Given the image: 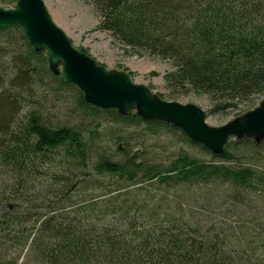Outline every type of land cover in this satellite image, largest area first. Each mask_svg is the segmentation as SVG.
Returning <instances> with one entry per match:
<instances>
[{
	"label": "trees",
	"instance_id": "1",
	"mask_svg": "<svg viewBox=\"0 0 264 264\" xmlns=\"http://www.w3.org/2000/svg\"><path fill=\"white\" fill-rule=\"evenodd\" d=\"M87 1L99 30L172 62L165 82L173 96L205 95L227 112L264 95V0ZM50 83L76 91L91 118L169 129L211 160L181 153L167 165L152 163L140 150L131 155L133 137L120 132L117 151L104 153L95 133L86 139L74 127L52 128L30 106ZM249 146L264 142L230 139L224 154L214 155L180 129L87 105L20 27L0 30V242L30 243L39 264H252L229 229L202 225L177 197L196 191L225 202L264 199V171L227 165L236 160L233 150ZM37 201L46 203L39 209ZM257 261L264 264V254Z\"/></svg>",
	"mask_w": 264,
	"mask_h": 264
},
{
	"label": "rangeland",
	"instance_id": "2",
	"mask_svg": "<svg viewBox=\"0 0 264 264\" xmlns=\"http://www.w3.org/2000/svg\"><path fill=\"white\" fill-rule=\"evenodd\" d=\"M43 1L54 23L66 33L76 49L85 52L107 70L129 74L136 84L149 87L155 95L167 102L199 106L207 114V123L211 127L219 128L226 125L242 114L254 110L264 100V95L253 97L250 102L243 103L238 108L217 112L216 106L208 96L194 94L173 96L166 88L165 82L166 74L173 70L172 62L127 49L109 32L99 30L97 28L99 17L91 2ZM15 5L13 0H0L2 10H13ZM47 86L46 89L37 90L36 103L30 106L37 107L45 122L52 128L74 127L83 133L86 139L95 133L104 153L114 154L117 151L122 142L118 144L114 141L120 132L121 136L131 134L133 137L131 155L140 150L141 157L149 159L152 163L167 165L181 153H187L205 162L211 160V156L201 148L193 147L182 140L179 133L164 128L153 129L142 123L126 128L103 118H91L79 105V95L76 91L59 89L51 83ZM232 153L236 160L228 163V166L264 171V146L261 149L243 147L233 150ZM143 158L139 161H143ZM177 197L183 204L184 212L189 216H195L202 225L229 229L235 240L245 246L252 264H258V256L264 254V199L261 195L247 196L241 203L234 200L225 202L216 193L206 197L203 194L197 195L196 191H184ZM44 203L37 201L35 205L40 209L42 207L40 205ZM24 208H29V205L25 204ZM39 209L34 212L39 213ZM14 242H0V264H39L29 249L30 243L24 247L21 243ZM262 257L259 258L260 262Z\"/></svg>",
	"mask_w": 264,
	"mask_h": 264
},
{
	"label": "water",
	"instance_id": "3",
	"mask_svg": "<svg viewBox=\"0 0 264 264\" xmlns=\"http://www.w3.org/2000/svg\"><path fill=\"white\" fill-rule=\"evenodd\" d=\"M12 26L22 29L35 53H47L49 70L63 84L78 87L87 105L104 111L117 110L122 117L135 112L145 122L180 129L214 155H223L230 139L253 140L257 145L264 142V100L226 125L211 127L199 106L167 102L149 87L136 84L129 74L107 70L76 49L54 23L43 0H18L15 9H0V30Z\"/></svg>",
	"mask_w": 264,
	"mask_h": 264
}]
</instances>
